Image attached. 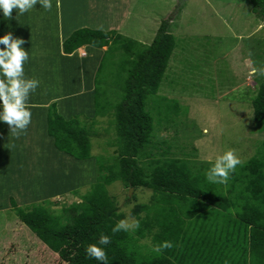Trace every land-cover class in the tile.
Wrapping results in <instances>:
<instances>
[{
	"label": "rangeland",
	"instance_id": "1",
	"mask_svg": "<svg viewBox=\"0 0 264 264\" xmlns=\"http://www.w3.org/2000/svg\"><path fill=\"white\" fill-rule=\"evenodd\" d=\"M132 2L121 26L115 20L120 7L109 6L113 5L112 0H69L63 8L68 12L66 16L55 11L54 0H50L49 9L38 0L25 12L21 29L17 10H12L10 18L0 16V36L11 32L14 38L24 41L20 45L28 53L24 75L39 81L34 91L43 90L37 97L56 98V111L65 110L67 119L78 116L80 124L90 131L91 144V156L85 160L56 150L46 132L43 108L41 117L30 119L19 135H13L9 125L0 122L4 137L0 141V263L62 264L56 255L53 259L45 255L46 247L18 219L16 208L7 200L11 197L19 208L45 205L52 214L60 216L59 223L63 225L69 222L67 215L81 202V195L97 182L99 166L112 161L119 149L114 118L122 87L111 74L119 71V58L126 57L122 52L103 56L106 47L88 48L92 53L90 65L79 58L88 57L83 51L62 57V39L69 26L74 30H116L124 37L149 44L159 26L168 25L176 46L157 93L178 104L174 106L169 100L163 107L154 97L148 99L146 109L155 119L154 134L157 132L166 143L163 147L170 149L179 164L186 162L193 175L202 174L205 178L224 151L233 150L241 162L256 154L264 131L255 127L251 101L264 76L259 72L250 74V69L264 67V21L252 12L249 0ZM15 15L17 24L11 20ZM80 24L84 26L78 27ZM100 62L97 78L101 105L107 107L104 110L93 102L92 81ZM82 85L84 88H80ZM137 162L146 164L140 158ZM206 182L212 193L223 191V183ZM106 190L129 224L136 222L130 216L134 203H147L151 195L148 189L130 190L120 181L107 185ZM132 195L136 199L126 202L127 196ZM186 226L195 237L196 227L191 220L186 219ZM140 244L146 258L157 254L149 237Z\"/></svg>",
	"mask_w": 264,
	"mask_h": 264
},
{
	"label": "trees",
	"instance_id": "2",
	"mask_svg": "<svg viewBox=\"0 0 264 264\" xmlns=\"http://www.w3.org/2000/svg\"><path fill=\"white\" fill-rule=\"evenodd\" d=\"M249 3L252 12L264 21V0ZM81 46L106 47L103 56L122 52L126 57L119 58V71L111 74L122 87L114 118L119 149L112 161L99 166L97 182L81 195V202L63 225L60 216L45 205L19 208L10 201L18 219L46 247L45 255L50 259L56 255L62 264H102L88 257L85 249L106 235L109 243L99 246L104 248L108 264H264V138L256 154L229 174L223 191L212 193L204 175H193L186 162L179 164L170 149L163 147L166 143L154 134L155 119L146 109L152 97L163 107L169 100L174 106L178 104L157 93L176 46L168 25L162 23L149 44L116 30L79 28L63 40V53L72 54ZM101 67L100 62L93 77V102L104 110L107 107L101 105L97 78ZM251 106L255 127L264 131V81ZM46 132L56 150L77 160L90 158L87 126L80 124L78 116L64 118L54 102L47 110ZM137 158L147 165L139 164ZM158 159L163 161H155ZM115 181L133 190L148 189L151 195L149 202L134 203L130 210L138 227L114 233L115 224L125 219L106 190ZM130 198L136 199L127 196L126 202L130 203ZM186 219L196 227L195 237L188 231ZM148 237L153 246L170 241L172 247L148 259L140 251V241Z\"/></svg>",
	"mask_w": 264,
	"mask_h": 264
},
{
	"label": "clouds",
	"instance_id": "3",
	"mask_svg": "<svg viewBox=\"0 0 264 264\" xmlns=\"http://www.w3.org/2000/svg\"><path fill=\"white\" fill-rule=\"evenodd\" d=\"M37 2L38 0H0V14L3 18H10L13 9L23 14L33 8ZM39 2L45 9L51 7L50 0H39ZM22 43L24 41L14 38L11 32L0 36V44L4 45L0 48V122L7 123L13 135H19L30 123L31 112L27 106L28 93L30 89L34 91L39 83L38 80L26 78L24 75L23 64L28 59V53L20 47ZM257 72L264 76V67L250 69V74ZM240 163L241 161L233 150L224 151L216 157L206 173V178L211 183H226L229 174ZM131 227H138V222L129 224L121 220L115 224L112 231L114 233L121 230L127 231ZM108 243L109 237L101 235L98 244L86 246L87 256L102 264H108L104 248L99 246ZM171 247L170 241H164L159 245H154L153 251L160 252L163 248Z\"/></svg>",
	"mask_w": 264,
	"mask_h": 264
},
{
	"label": "crops",
	"instance_id": "4",
	"mask_svg": "<svg viewBox=\"0 0 264 264\" xmlns=\"http://www.w3.org/2000/svg\"><path fill=\"white\" fill-rule=\"evenodd\" d=\"M76 1L79 2V0H76ZM65 2L67 4L69 2V0H54L55 7H56L55 11H57V13L59 14V16L60 15L61 16L62 15H65V16L68 15V12L66 13L67 10H63V8L65 6ZM112 2H113V5H109V6H117L118 5L120 7L118 9V11L119 10L120 11L119 12L117 11L118 12L117 13L118 19H115L118 24L117 23H115V24H117L118 26H121V22L126 19V14L128 13V10L130 9L131 4L133 2H132V0H116V1L115 0H112ZM74 3H76V2H74ZM75 12H78V11L75 10ZM24 14L25 13H23V14H21V15L18 16L19 17L18 19H20V23L22 24V25H20V29L24 27V19H25ZM0 16H2V14H0ZM32 19L34 20V18H32ZM11 20H13V23L14 24L15 23L17 24V21H16L17 20V15L12 16L11 17ZM0 24H1V20H0ZM81 26H84V25L83 24H80L78 27H81ZM90 28L91 29H94L93 27H90ZM68 30L69 31L66 32V34L63 36V39L62 40H64V38L67 37V35L69 36L74 31V27L69 26V29ZM88 48L91 49L92 47H90V46H81L80 48L76 49L72 54H64L63 51H62V55L61 56L62 57H70L72 55L74 56V53L76 54L77 51H80V52L83 51V52H85L87 54L88 57H86V56H83L82 57L81 56L79 58L86 59V63H88L90 65V60L91 59L89 57L91 56L92 53H90L88 51ZM88 73H89L88 76L89 75L91 76L90 71H88ZM87 85L89 86V84H86V86ZM80 88H84V86L82 85ZM41 90H43V89H39L36 92L35 91H32V93H30V92L28 93L27 106L29 107V110L31 112V118L30 119H33V117H35V116H37V119H39V117H41V109L42 108L43 109H46V113H44V116L46 115V118H47V110H48L49 105L51 103H53L54 101H57L56 98H53V97L52 98L51 97L48 98L47 96L45 98L37 97V93H39ZM54 103H56V102H54ZM63 109H66V107L63 108ZM64 112H65V110H62V108H61V111H59V113H61L62 115L64 114ZM63 117L66 118L65 115H63ZM0 125H2V124H0ZM2 130L3 129H0V131H2ZM1 140H4V137L2 136V133H0V141ZM25 164H27V163H25ZM11 200H12L11 197H9L8 200H7V202L10 203Z\"/></svg>",
	"mask_w": 264,
	"mask_h": 264
},
{
	"label": "water",
	"instance_id": "5",
	"mask_svg": "<svg viewBox=\"0 0 264 264\" xmlns=\"http://www.w3.org/2000/svg\"><path fill=\"white\" fill-rule=\"evenodd\" d=\"M129 189H130V190H132V188H131V187H130ZM130 192H131V191H130ZM130 192H129V193H130Z\"/></svg>",
	"mask_w": 264,
	"mask_h": 264
}]
</instances>
